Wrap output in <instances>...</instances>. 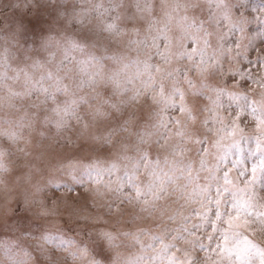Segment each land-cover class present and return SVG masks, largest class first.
<instances>
[{
    "label": "rangeland",
    "instance_id": "rangeland-1",
    "mask_svg": "<svg viewBox=\"0 0 264 264\" xmlns=\"http://www.w3.org/2000/svg\"><path fill=\"white\" fill-rule=\"evenodd\" d=\"M0 264H264V0H0Z\"/></svg>",
    "mask_w": 264,
    "mask_h": 264
}]
</instances>
